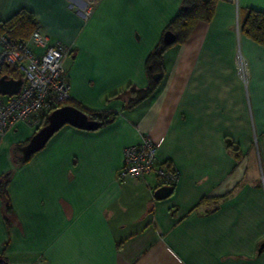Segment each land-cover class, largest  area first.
<instances>
[{"label":"crops","instance_id":"crops-1","mask_svg":"<svg viewBox=\"0 0 264 264\" xmlns=\"http://www.w3.org/2000/svg\"><path fill=\"white\" fill-rule=\"evenodd\" d=\"M181 3L0 0V22L27 10L69 49L66 105L107 118L95 131L64 125L23 163L35 131L0 137L6 264H264V47L242 29L264 0H215L208 22L166 48L153 93L127 105ZM144 135L177 173L162 200L153 174L117 180L123 149Z\"/></svg>","mask_w":264,"mask_h":264},{"label":"built area","instance_id":"built-area-1","mask_svg":"<svg viewBox=\"0 0 264 264\" xmlns=\"http://www.w3.org/2000/svg\"><path fill=\"white\" fill-rule=\"evenodd\" d=\"M34 49H42V53L37 55ZM68 53L69 49L62 44H49L40 27L25 40L14 41L0 35V77L9 78L13 72H18L22 78L17 94L0 96V137L17 124L36 131L51 111L69 100L63 67ZM238 65V74L245 78V62L240 60ZM152 174L158 188L172 187L177 179L176 171L167 170L156 162V146L144 135L138 144L123 149L117 180H139Z\"/></svg>","mask_w":264,"mask_h":264},{"label":"trees","instance_id":"trees-1","mask_svg":"<svg viewBox=\"0 0 264 264\" xmlns=\"http://www.w3.org/2000/svg\"><path fill=\"white\" fill-rule=\"evenodd\" d=\"M214 3L215 0H182L181 6L178 10L176 17L165 30V32L169 31L174 35L175 40L173 44L184 42L193 27L198 22L209 21L213 15ZM37 28H39V26L36 24L33 15L27 10H20L11 19L4 22H0V35H4L14 41H20L29 38L32 32H34ZM242 29L245 34L250 36L254 41L258 42L264 47L263 13L254 11L248 12L245 20L242 23ZM162 39L154 48V50L149 55L146 61V71L149 77L148 87L145 90H137L132 92L133 97L128 101V106H134L138 104L139 102L150 96L156 89L158 80L153 81L152 76L161 74L163 70V53L168 47L163 44ZM67 103L68 101L65 102L64 105H66ZM82 112L85 113L90 119L97 121L99 125L101 124L100 122L105 123L107 121V118H103L101 117V115L87 113L84 111ZM46 123L47 117L41 121L39 128L46 125ZM26 159L28 158L22 159L19 157L18 162L23 163L24 161H26ZM163 166L167 170L170 169L169 166ZM5 202L6 201H4V203ZM4 212L5 214L9 213V206L7 202L4 206Z\"/></svg>","mask_w":264,"mask_h":264},{"label":"water","instance_id":"water-1","mask_svg":"<svg viewBox=\"0 0 264 264\" xmlns=\"http://www.w3.org/2000/svg\"><path fill=\"white\" fill-rule=\"evenodd\" d=\"M174 35L167 31L163 35V44L170 46L174 43ZM159 75H154L153 79L157 80ZM22 85V78L11 79L5 76L0 77V96H12L18 93ZM64 125H69L76 129L85 131H95L99 127V123L90 119L85 113L79 109L64 105L58 109L51 111L47 116L46 125L35 131L28 143L21 148L23 158H28L35 152L39 151L46 142ZM171 193L170 187H161L154 192L156 200H162ZM0 264L6 262L0 257Z\"/></svg>","mask_w":264,"mask_h":264},{"label":"rangeland","instance_id":"rangeland-1","mask_svg":"<svg viewBox=\"0 0 264 264\" xmlns=\"http://www.w3.org/2000/svg\"><path fill=\"white\" fill-rule=\"evenodd\" d=\"M88 10V8H86ZM85 14V13H84ZM5 97V96H4Z\"/></svg>","mask_w":264,"mask_h":264},{"label":"bare ground","instance_id":"bare-ground-1","mask_svg":"<svg viewBox=\"0 0 264 264\" xmlns=\"http://www.w3.org/2000/svg\"><path fill=\"white\" fill-rule=\"evenodd\" d=\"M173 188V187H172Z\"/></svg>","mask_w":264,"mask_h":264}]
</instances>
